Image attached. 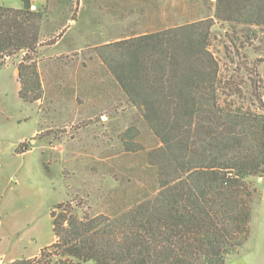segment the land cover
Here are the masks:
<instances>
[{"label": "trees", "instance_id": "16d2710c", "mask_svg": "<svg viewBox=\"0 0 264 264\" xmlns=\"http://www.w3.org/2000/svg\"><path fill=\"white\" fill-rule=\"evenodd\" d=\"M20 2V9L0 6V67L23 53L18 97L33 103L43 90L30 54L46 6ZM214 21L255 35L264 31V0H215L213 18L97 48L125 104L160 144L148 154L157 191L112 217L56 205L53 242L12 264H226L239 254L259 199L248 179L264 173V89L259 95L253 85L262 113L226 100L240 91L232 78H219L209 51ZM137 135L135 127L122 133L125 151L135 150ZM26 151L23 142L14 153Z\"/></svg>", "mask_w": 264, "mask_h": 264}, {"label": "rangeland", "instance_id": "374dc122", "mask_svg": "<svg viewBox=\"0 0 264 264\" xmlns=\"http://www.w3.org/2000/svg\"><path fill=\"white\" fill-rule=\"evenodd\" d=\"M32 2L35 8L46 6L40 42L30 54L41 100L27 103L18 97L23 53L0 67V264L31 260L53 242L50 213L58 204H70L79 214L112 217L155 194L156 168L148 154L160 144L125 104L96 50L213 18L215 6V0ZM3 5L22 7L20 0H0ZM209 51L220 80L232 78L240 91L226 100L262 113L255 108L253 85L262 94L264 31L253 35L214 21ZM130 127L138 135L135 150L127 152L120 137ZM23 142L27 151L15 154ZM248 182L259 195L251 235L226 264H264V173Z\"/></svg>", "mask_w": 264, "mask_h": 264}, {"label": "crops", "instance_id": "0c3cea01", "mask_svg": "<svg viewBox=\"0 0 264 264\" xmlns=\"http://www.w3.org/2000/svg\"><path fill=\"white\" fill-rule=\"evenodd\" d=\"M31 1H32V0H31ZM32 4H33V2H32ZM3 6H4V5H3ZM5 6H6V5H5ZM43 7H45V6H43ZM43 7H41V8H43ZM31 8L34 9V10H35V9H41V8H35L34 5H32ZM243 264H244V263H243Z\"/></svg>", "mask_w": 264, "mask_h": 264}]
</instances>
